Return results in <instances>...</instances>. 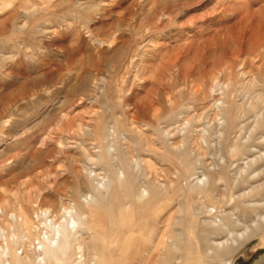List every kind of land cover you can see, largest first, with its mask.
Listing matches in <instances>:
<instances>
[{
  "label": "rangeland",
  "instance_id": "374dc122",
  "mask_svg": "<svg viewBox=\"0 0 264 264\" xmlns=\"http://www.w3.org/2000/svg\"><path fill=\"white\" fill-rule=\"evenodd\" d=\"M0 212V264H264V0H0Z\"/></svg>",
  "mask_w": 264,
  "mask_h": 264
},
{
  "label": "bare ground",
  "instance_id": "6f19581e",
  "mask_svg": "<svg viewBox=\"0 0 264 264\" xmlns=\"http://www.w3.org/2000/svg\"><path fill=\"white\" fill-rule=\"evenodd\" d=\"M234 1V0H233ZM75 209V208H74ZM46 213L48 212V211H45ZM69 213L71 212V211H68ZM71 223L73 224V225H75L76 224V222L74 221V219H72V221H71Z\"/></svg>",
  "mask_w": 264,
  "mask_h": 264
},
{
  "label": "built area",
  "instance_id": "2783aa9c",
  "mask_svg": "<svg viewBox=\"0 0 264 264\" xmlns=\"http://www.w3.org/2000/svg\"><path fill=\"white\" fill-rule=\"evenodd\" d=\"M1 213V212H0Z\"/></svg>",
  "mask_w": 264,
  "mask_h": 264
},
{
  "label": "water",
  "instance_id": "95a60500",
  "mask_svg": "<svg viewBox=\"0 0 264 264\" xmlns=\"http://www.w3.org/2000/svg\"><path fill=\"white\" fill-rule=\"evenodd\" d=\"M237 264V263H236Z\"/></svg>",
  "mask_w": 264,
  "mask_h": 264
}]
</instances>
